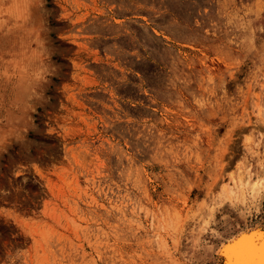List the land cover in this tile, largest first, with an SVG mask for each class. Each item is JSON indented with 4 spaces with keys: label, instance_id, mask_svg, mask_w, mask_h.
Segmentation results:
<instances>
[{
    "label": "rangeland",
    "instance_id": "rangeland-1",
    "mask_svg": "<svg viewBox=\"0 0 264 264\" xmlns=\"http://www.w3.org/2000/svg\"><path fill=\"white\" fill-rule=\"evenodd\" d=\"M260 225L264 0H0V264H219Z\"/></svg>",
    "mask_w": 264,
    "mask_h": 264
},
{
    "label": "bare ground",
    "instance_id": "bare-ground-1",
    "mask_svg": "<svg viewBox=\"0 0 264 264\" xmlns=\"http://www.w3.org/2000/svg\"><path fill=\"white\" fill-rule=\"evenodd\" d=\"M241 181L243 182V180ZM256 229H258V226ZM241 234H243V231L242 233L240 232L237 234L236 237L234 236L233 238H230V240L222 244V246L218 249L217 258L219 260V264H264V237L257 238L255 237V234L240 236ZM256 238L261 241L258 245L253 244ZM233 240L234 242H232ZM245 240H249L253 243L249 246H244ZM229 243L231 244L228 245ZM226 247V253H224V249ZM239 248L240 251L235 252V250Z\"/></svg>",
    "mask_w": 264,
    "mask_h": 264
},
{
    "label": "water",
    "instance_id": "water-1",
    "mask_svg": "<svg viewBox=\"0 0 264 264\" xmlns=\"http://www.w3.org/2000/svg\"><path fill=\"white\" fill-rule=\"evenodd\" d=\"M257 227H255V228H250V229H248V230H246V231H243V234H241L240 236H243V235H253V234H255V237H257V238H259V237H261V238H263L264 237V225H260V226H258V229H256ZM242 233V232H241ZM237 236V235H236ZM235 236V237H236ZM239 236V237H240ZM239 237H237V238H239ZM236 238V239H237ZM255 239V241H254V243L253 242H250L249 240H245L244 241V243H245V245L244 246H249V245H251L252 243L253 244H256V245H258L259 243H261V241L259 240V239ZM235 239V240H236ZM262 240V239H261ZM232 242H234V240L232 241ZM231 243H229L228 245H230ZM228 247V246H227ZM227 247L224 249L225 251H224V253H226V249H227ZM237 251H240V248L239 249H237V250H235V252H237Z\"/></svg>",
    "mask_w": 264,
    "mask_h": 264
}]
</instances>
